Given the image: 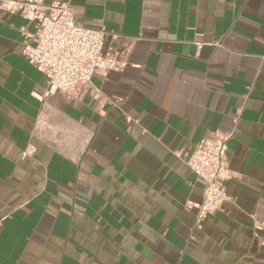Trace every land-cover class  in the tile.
<instances>
[{
  "label": "crops",
  "instance_id": "1",
  "mask_svg": "<svg viewBox=\"0 0 264 264\" xmlns=\"http://www.w3.org/2000/svg\"><path fill=\"white\" fill-rule=\"evenodd\" d=\"M70 7L127 66L40 103L34 25L0 11V264H264V0ZM212 131L233 133L231 201L196 227L182 159Z\"/></svg>",
  "mask_w": 264,
  "mask_h": 264
},
{
  "label": "built area",
  "instance_id": "2",
  "mask_svg": "<svg viewBox=\"0 0 264 264\" xmlns=\"http://www.w3.org/2000/svg\"><path fill=\"white\" fill-rule=\"evenodd\" d=\"M70 1L52 0L44 4L43 0H0V11L18 15L34 25L33 32L21 31L20 54L46 79L45 90L34 95L40 103L56 95L79 99L90 86L93 75L105 78L110 72H121L127 66L115 54L103 55L109 33L104 27L89 28L78 23ZM232 137L233 133L209 132L182 159L202 185L201 201L185 204L186 209L196 211V227L231 201L224 185L232 178L227 159V145ZM34 152L35 148L28 145L23 157H31ZM252 227L255 238L259 233L264 234L262 223L253 220Z\"/></svg>",
  "mask_w": 264,
  "mask_h": 264
}]
</instances>
